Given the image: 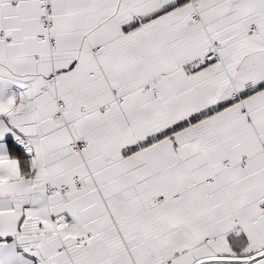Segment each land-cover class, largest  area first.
<instances>
[{"label":"snow or ice","instance_id":"obj_1","mask_svg":"<svg viewBox=\"0 0 264 264\" xmlns=\"http://www.w3.org/2000/svg\"><path fill=\"white\" fill-rule=\"evenodd\" d=\"M0 264H264V0H0Z\"/></svg>","mask_w":264,"mask_h":264}]
</instances>
